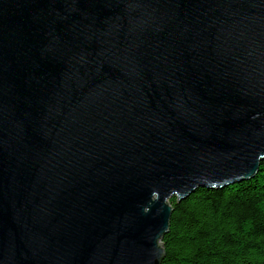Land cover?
<instances>
[{"label":"water","instance_id":"obj_1","mask_svg":"<svg viewBox=\"0 0 264 264\" xmlns=\"http://www.w3.org/2000/svg\"><path fill=\"white\" fill-rule=\"evenodd\" d=\"M263 159L264 0H0V264H159Z\"/></svg>","mask_w":264,"mask_h":264},{"label":"trees","instance_id":"obj_2","mask_svg":"<svg viewBox=\"0 0 264 264\" xmlns=\"http://www.w3.org/2000/svg\"><path fill=\"white\" fill-rule=\"evenodd\" d=\"M169 204L159 264H264V159L250 180Z\"/></svg>","mask_w":264,"mask_h":264}]
</instances>
